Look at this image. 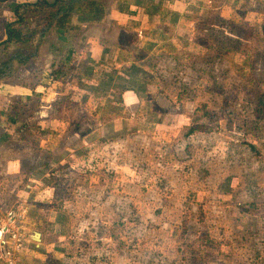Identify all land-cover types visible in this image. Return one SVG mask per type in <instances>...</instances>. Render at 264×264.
<instances>
[{
	"label": "rangeland",
	"instance_id": "rangeland-1",
	"mask_svg": "<svg viewBox=\"0 0 264 264\" xmlns=\"http://www.w3.org/2000/svg\"><path fill=\"white\" fill-rule=\"evenodd\" d=\"M35 1L0 0V264H264V0H152L139 111L83 60L128 0L66 30Z\"/></svg>",
	"mask_w": 264,
	"mask_h": 264
},
{
	"label": "crops",
	"instance_id": "crops-1",
	"mask_svg": "<svg viewBox=\"0 0 264 264\" xmlns=\"http://www.w3.org/2000/svg\"><path fill=\"white\" fill-rule=\"evenodd\" d=\"M154 2L156 1L149 0L146 1L145 4L138 5L139 3H133L128 0L125 4L126 7L121 8L120 12L122 17H119L120 13L117 17L111 12L93 21L90 25L95 34L94 36L88 35V39L85 40L86 45L84 49L86 50V55L83 56V60H86L87 65L90 67L98 65L99 61L104 60L102 71L100 72L101 78L112 80V87L116 91L115 96L117 95L116 99L123 100L126 105L127 102H129V105L136 106L138 111L144 107V99L147 96V90L143 89L141 86H145L147 83L149 84L154 78V75L153 70L148 68L144 59L135 61L134 58L130 57L128 51H130L131 48V53L135 54L133 50L135 48L140 49L145 45L151 46V44L155 46L158 38L162 35L158 29L159 24H161V12L159 11L160 9L157 10V6ZM114 6H117L116 3ZM151 8L155 9L151 10ZM132 11H137V17L140 18L139 20H130V18L124 16L126 13L130 14ZM152 16L154 18H152ZM109 28L111 29L107 34ZM132 31H144L145 35H142V32L139 36L140 39L135 37V40H130V33ZM106 46L109 48L106 49ZM73 47L76 48L75 46ZM106 50L107 53H105ZM150 55L152 54L148 56ZM122 56H124L125 59H123ZM87 58L89 61H87ZM129 63L138 65L136 69L134 67L133 73L130 75L126 73V68H128ZM105 64H107V66ZM131 96L136 97V99L126 101L129 100ZM112 99L114 100V98Z\"/></svg>",
	"mask_w": 264,
	"mask_h": 264
},
{
	"label": "trees",
	"instance_id": "trees-1",
	"mask_svg": "<svg viewBox=\"0 0 264 264\" xmlns=\"http://www.w3.org/2000/svg\"><path fill=\"white\" fill-rule=\"evenodd\" d=\"M85 5L89 7L88 15L86 16L88 17L96 11V9L98 8L97 6L99 5V2L88 1V0H36L33 3L32 11L40 17L39 21L43 22L45 25H50L53 22V27H56L60 30H66L68 26V22L73 16V12H76L75 19L78 22L83 21L85 19L82 16V10ZM19 10H20L19 7H16L14 9L16 13L19 12ZM18 14H19L18 19L19 18L21 19L20 13ZM18 22H21V21H18ZM8 35L10 36V33ZM25 39L26 38L24 39L22 38V34L20 33L17 39L15 40V42L16 44L20 46H24L28 42V39L26 40ZM1 65L5 66L6 70L8 69L10 70L9 60L2 61ZM63 68L64 66L62 65L51 72L50 75L53 77V79L58 80L60 78ZM249 147L252 150L255 149V146L252 144Z\"/></svg>",
	"mask_w": 264,
	"mask_h": 264
},
{
	"label": "bare ground",
	"instance_id": "bare-ground-1",
	"mask_svg": "<svg viewBox=\"0 0 264 264\" xmlns=\"http://www.w3.org/2000/svg\"><path fill=\"white\" fill-rule=\"evenodd\" d=\"M1 231H0V239L3 237V235H2V232H3V230L2 229H0Z\"/></svg>",
	"mask_w": 264,
	"mask_h": 264
},
{
	"label": "water",
	"instance_id": "water-1",
	"mask_svg": "<svg viewBox=\"0 0 264 264\" xmlns=\"http://www.w3.org/2000/svg\"><path fill=\"white\" fill-rule=\"evenodd\" d=\"M0 231H1V230H0ZM4 231H5V230H3L2 235L4 234Z\"/></svg>",
	"mask_w": 264,
	"mask_h": 264
}]
</instances>
